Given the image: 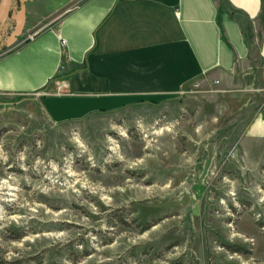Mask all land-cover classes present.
Masks as SVG:
<instances>
[{"label":"rangeland","instance_id":"374dc122","mask_svg":"<svg viewBox=\"0 0 264 264\" xmlns=\"http://www.w3.org/2000/svg\"><path fill=\"white\" fill-rule=\"evenodd\" d=\"M226 96L54 124L0 93V264H264V156L239 146L264 92Z\"/></svg>","mask_w":264,"mask_h":264},{"label":"crops","instance_id":"0c3cea01","mask_svg":"<svg viewBox=\"0 0 264 264\" xmlns=\"http://www.w3.org/2000/svg\"><path fill=\"white\" fill-rule=\"evenodd\" d=\"M11 11L0 93L38 96L54 124L195 85L242 107L264 92V0H13ZM239 146L264 156V105Z\"/></svg>","mask_w":264,"mask_h":264},{"label":"water","instance_id":"95a60500","mask_svg":"<svg viewBox=\"0 0 264 264\" xmlns=\"http://www.w3.org/2000/svg\"><path fill=\"white\" fill-rule=\"evenodd\" d=\"M12 0H0V22L4 23L11 6Z\"/></svg>","mask_w":264,"mask_h":264},{"label":"trees","instance_id":"16d2710c","mask_svg":"<svg viewBox=\"0 0 264 264\" xmlns=\"http://www.w3.org/2000/svg\"><path fill=\"white\" fill-rule=\"evenodd\" d=\"M15 1H17V0H15ZM15 3V2H14ZM12 5H13V0H12V4H11V6H10V9H9V13H8V16L7 17H9L10 16V14H11V9H12ZM6 20H7V18H6ZM5 20V21H6ZM14 26V25H13ZM3 27V23L1 24L0 23V29ZM11 31H12V29L9 31V33H8V35L11 33Z\"/></svg>","mask_w":264,"mask_h":264}]
</instances>
